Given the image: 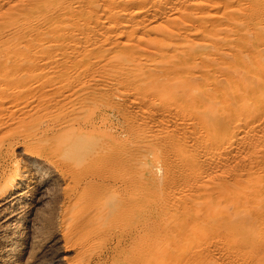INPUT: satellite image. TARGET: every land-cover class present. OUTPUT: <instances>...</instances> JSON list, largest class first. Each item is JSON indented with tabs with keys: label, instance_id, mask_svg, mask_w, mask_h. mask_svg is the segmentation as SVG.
<instances>
[{
	"label": "bare ground",
	"instance_id": "obj_1",
	"mask_svg": "<svg viewBox=\"0 0 264 264\" xmlns=\"http://www.w3.org/2000/svg\"><path fill=\"white\" fill-rule=\"evenodd\" d=\"M8 66L19 75L0 77V203L22 210L42 185L34 172L51 173L52 216L38 209L32 220L54 224L58 261L240 264L239 212L254 193L238 190L264 183V0H0ZM44 69L47 83L20 82ZM19 87L38 88L36 101H7ZM109 111L138 142L116 143L101 125ZM154 153L160 164L131 194L132 158ZM22 240L3 246L10 262Z\"/></svg>",
	"mask_w": 264,
	"mask_h": 264
},
{
	"label": "rangeland",
	"instance_id": "obj_2",
	"mask_svg": "<svg viewBox=\"0 0 264 264\" xmlns=\"http://www.w3.org/2000/svg\"><path fill=\"white\" fill-rule=\"evenodd\" d=\"M18 75H19V73H17V72H15V74L12 75V69L10 68V66L0 69V77L11 78V77H16ZM50 77H53L52 73H50L49 71H46L45 69L44 70H31L30 72H27L25 75L21 76L20 82H23V81L33 82L34 81L35 84H36V86H37L38 84L41 85L44 82L47 83V81L49 80ZM19 88L20 89H24V91H17V94H14L12 96L7 97L8 98L7 101H9L11 103H14V104H19V105L23 104L26 101V99H28L29 101L30 100L36 101V100H34V98H36V95H37V92H38V88H35V87L34 88L33 87H30V88L29 87H26V88L19 87ZM31 94H34V96L32 97ZM115 94H116V100H118L120 98V94L121 93H119V91L118 92L117 91H114V95ZM108 116H109L108 117V120L107 121H104L103 123H101V125H102V127H104V126L107 127L108 125L110 126L112 132L114 133V135L116 137V143H119V142H122V141L123 142H128V143L138 142V140L140 138H139V132L137 130H133V131L129 132L128 131V124H127V122L124 121L115 111H109V115ZM153 125H151V126H153ZM152 128L155 129L156 128L155 125ZM148 134H149V132H148ZM17 149L15 150L16 151L15 154H17V157H21L22 156V150L20 152V149L21 148H19V146H18ZM160 159H161V154L160 153L159 154L154 153V154H151L150 156H147L146 159H145L146 163L142 165L139 162L138 159L135 160L134 158H132V160H131V170H130V177H131V190H130V192H131V194L132 193L135 194L138 189H140V188L143 189L144 188L145 185L143 184V182L146 181L145 180V177L146 176L144 174L145 173L144 168H147L148 167V164H151V163L154 165L153 167L155 168V165L158 166L160 164ZM37 172H38L39 175L37 174ZM34 173H35L36 176H38L37 178H39L40 183L42 185L39 186L40 187L39 189H36V190L30 192V194H28L30 197L27 195L23 199L24 200L23 206L25 204V208H28V210H29L28 213L23 210L25 208H23L22 210H20V208H18V210H16L17 209L16 208L15 210H13L14 212L13 211H10V210H6V208L9 209L8 206H6L7 204H5L3 201H1L3 205L0 203V207L2 208V209L0 208V239L2 240V238L5 237L4 238V242L0 240V245H2V246H0V250L3 249L2 251H0V254L2 255V256L0 255V264L1 263L2 264H19L20 261H21L20 263H22L24 261V258L26 257L25 259H27L28 257H30L31 254H32V256H31L32 258L31 257L28 258L27 261H29V259H30L31 260L30 262L32 264L37 263L39 261L41 263V260H42V263L41 264H43L44 262L46 264H48V263L49 264L50 263L51 264H55V263L56 264H65V263L60 262V261L57 260V257L56 256H57L58 252L56 251V247H53L55 245L53 244L52 240H54V238H55V235L54 234L56 232V228H54L55 226H53L54 224H51V225L47 224L45 226H42V228H41L40 225H38V223L37 224L35 223L36 222V218H34L35 216L34 217L32 216V215L35 214V212L38 209L41 210L40 211L41 214H44L45 213L44 211H46V208H47L46 215L47 216H52L51 213L49 214L47 212L48 211L50 212L51 211L50 209H52V211H53V208H54L53 205L54 206L56 205V201H57V197H58L57 194H56V192H55L56 186L54 187V185L56 183V181L54 180L55 178L52 176L51 173H48V171L45 168L44 169L42 168L41 170H36ZM49 175L53 177V180H52V178ZM48 176H49V178H48ZM161 177H162V171L159 170V172H157V176L154 178V180L151 181L150 178H148V182H149V184L151 186L153 185L155 188L159 189L160 178ZM49 180L50 181L52 180V181L50 182ZM43 181H46V182L43 183ZM47 181H49V182H47ZM137 183H140V185H136ZM181 183H182V181L179 182L178 188L176 186H174L173 188H171L169 190V196H172L173 193H175V195H176V192L179 191L177 189H180V188L183 187V184H181ZM44 184H45V186H44ZM52 184H54V185H52ZM41 187H42L43 190L41 189ZM50 187H51V190L49 189ZM52 187H54V189H52ZM154 187H153V189L150 188V190H155ZM43 192H45V193H43ZM52 192H54V193H52ZM252 192L254 193L252 200L250 202L245 203L241 207L240 212H239V220L241 219L242 221H240L241 222V226L239 228H237L238 229L237 230V233H238V235L240 237V240L243 241V244L241 245V249H240V252H239V257L242 258V259L240 258V264H245L246 262H250V264H264V183H261V182H256V183L243 182L241 184V186L239 187V190H238V193L241 196L250 194ZM51 193H52V195H51ZM35 195H37V196H35ZM33 197H36L37 200H36V198H33ZM39 197L41 198V200H40ZM27 198H28V200H26ZM50 200H51V203L48 202ZM27 201H28L29 204L26 203ZM34 201H36L38 203V205ZM39 203H41V204H39ZM27 204H28V206H27ZM35 205L38 206V208H35L36 207ZM30 206H31V208H30ZM227 207L228 206H226L225 208H227ZM34 208H35V210H34ZM3 209L6 210V211H4ZM7 211H8L9 214L8 213L6 214ZM22 211H23L24 214H22ZM132 212H135L134 209L132 210ZM12 214H14V218L16 217L15 219H17V220H15L14 218L11 221H10V219L7 220V218H10L11 217L10 215H12ZM137 214L139 215L140 214V211H138ZM4 215H5V217H4ZM6 215H8V216H6ZM2 216H3V218H2ZM19 216H21V217H19ZM30 217H31V219H30ZM18 219L21 220V221H18ZM32 219L35 220V222ZM6 220L8 221L7 223H6ZM18 222L21 223L20 224L21 226L19 225ZM30 223L33 224L34 226H31ZM217 223L226 225V224H228L230 222H227V221H224V220H220ZM8 224L9 225H12V226H9ZM242 224H244V225H242ZM1 225L2 226H5V227L6 226H9L10 227L8 229V233L6 232V229L4 227H1ZM14 226H16V228ZM35 226H36L37 229L35 228ZM3 228H4V230H3ZM25 228H26V230H24ZM27 228H28V230H27ZM46 228L48 229V231L46 230ZM32 229H35V230L32 231ZM38 229H39V231H38ZM43 229L46 230V231H44L45 233L43 232V234H42ZM9 230L10 231L14 230V231H12L13 233H11ZM29 230L31 232L30 234H33V235H30L29 234V236H28ZM3 231H4V233H3ZM49 231H50V234H49ZM14 232L15 233L17 232L16 234L19 237L15 236ZM21 232H22V234H21ZM46 233H47L48 236L45 235ZM3 234H4V237L1 238V235L3 236ZM38 234H40V235L38 236ZM9 236H11V238H9ZM41 236L44 239H41L40 240ZM45 236H47V238ZM28 237L29 238L31 237L32 239L34 237L33 242L35 240H37V241L40 240V242H37V243L34 242L35 244H37L38 247L33 242H30V241H32V239L30 238L31 239L30 240ZM13 238L15 239V241H14ZM20 238L23 239L22 240V244H20V246H18L15 249L14 253H13V255L15 256V258H17V257L19 258V254H20V258L19 259L18 258L16 259V261L18 260L19 262H16V261H15V263H14V261H11L10 262V260L8 259L10 256L8 254H6V253L3 252V251H5L3 246H5V249H6L7 248L6 245L9 243V241H13L16 244V243H18L21 240ZM49 240L51 242H48ZM1 243H3V244H1ZM38 243H42V244H38ZM28 245H30V246H28ZM49 247H50V249L51 248L52 249L49 250L48 249ZM21 248H23V250ZM34 248L35 249L37 248V251ZM20 250L22 251L21 253H20ZM47 250H48V252L51 251L50 253L52 255H50V253H47L46 252ZM29 251H31V252L33 251V252L30 253ZM41 251L43 252L44 255L42 254ZM54 251H55V254H54ZM16 252H18V253H16ZM29 253H30V255H29ZM35 253H36L37 257L39 256L38 255L39 253H40L41 256H39L38 258H36ZM69 255H72V253H69ZM33 256H35V258ZM43 256H44V258L46 260L44 258H42ZM50 256L51 257L53 256V257L51 258ZM1 258H3V260ZM39 258H42V259H40L38 261ZM36 259H37V261H36ZM47 259H49V261ZM78 259L79 258H76L75 261H73L72 264H89V263L86 262L87 261L86 259H82V258L79 259V260ZM30 262L27 263V264H31Z\"/></svg>",
	"mask_w": 264,
	"mask_h": 264
}]
</instances>
